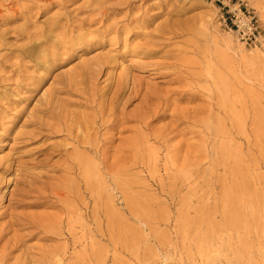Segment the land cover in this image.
Wrapping results in <instances>:
<instances>
[{"label":"rangeland","instance_id":"374dc122","mask_svg":"<svg viewBox=\"0 0 264 264\" xmlns=\"http://www.w3.org/2000/svg\"><path fill=\"white\" fill-rule=\"evenodd\" d=\"M239 5L254 12L264 37L247 0H0V264H264V40L242 43L223 25ZM258 5L264 13V0ZM49 22H57L51 33ZM44 40L68 49L47 73L19 53ZM95 58L105 60L91 77L104 93L97 102L107 104L122 81L118 109L131 119L139 99H125L134 82L172 102L154 129L173 108L210 119L208 127L177 124L157 142L147 135L123 160L116 181L125 191L100 173L94 216L85 194L41 195L72 177L59 155L70 141L54 130L52 112H91L84 94L59 90L58 81ZM118 129L109 130L108 155L133 136ZM235 180L243 200L231 202L224 193ZM230 208L240 222L228 223Z\"/></svg>","mask_w":264,"mask_h":264},{"label":"bare ground","instance_id":"6f19581e","mask_svg":"<svg viewBox=\"0 0 264 264\" xmlns=\"http://www.w3.org/2000/svg\"><path fill=\"white\" fill-rule=\"evenodd\" d=\"M247 3L251 8L256 9L259 18L264 21V13L259 8L258 0H247ZM56 27L57 22H49L46 32L51 33ZM263 40L264 37L262 35L260 41L263 42ZM53 46L51 47L50 44H47V40L39 41L28 48L19 50V53L33 63L32 67L43 69L44 73H47L57 61L59 63L60 61L64 62L63 55L68 51L67 46L63 42L54 43ZM61 48H64V50L59 52ZM97 60L99 59L95 58L92 61H87L82 64L77 72H74V76H71L70 73H65L61 75L63 77H60L58 81L59 90L65 89L66 92L75 90L84 94L87 103L91 107V112L86 113L84 110L66 111L64 114L52 112L58 127L54 130L56 132L65 131L66 138L70 141L60 148L59 155L64 156L63 170L66 174H72V177H64L60 182L61 184L48 188L47 193H42L41 195L43 197L42 201L47 202L50 197L57 200L68 197L82 199L81 195L85 194L93 201L94 216L100 211V173L116 181L117 178L125 173L126 166L123 160L130 157L133 158L141 152L142 144L147 135L157 142L163 136L173 133L177 124L188 123L195 125L202 123L208 127L207 119H210V115L207 116V119L198 117L199 109H195L192 106H186L183 109L173 108L170 113V121L154 129L151 123L165 116V111L172 102L170 103L168 98H159L153 92H142L134 82L130 88L129 95L125 99V102L139 99L138 108L131 119L130 114H127L124 108L118 109V101L127 89V86L122 81L115 84L114 91L107 104L97 102L98 99L103 97L104 93H99V91L92 89L91 77L99 72L101 67L99 65L105 61L94 63ZM31 79L34 80L35 78ZM36 79L42 81L43 77L38 76ZM225 88L227 89L228 87ZM45 94L43 93V96ZM152 99H156L158 102L153 104L150 102ZM221 102L225 103L224 98H221ZM129 122L134 124L130 125L128 124ZM118 127L120 128L117 131L118 133L127 130L133 133V136L119 140L114 151L108 155L105 143L111 140L109 130ZM215 130L219 129L216 127ZM162 132L166 133L162 134ZM179 133L182 134L181 132ZM67 145L72 146L71 150H68ZM91 154L92 156H90ZM188 154V151H186L183 158H187ZM97 158H100L99 162H95ZM109 158L111 159L110 162ZM114 184H116V189H122L123 187L125 191L123 182L116 181ZM243 187L244 184L241 181H233L230 190L224 193L225 199L231 202L243 200L239 195V191L242 192ZM119 193L121 194L120 190ZM36 204L39 203L37 202ZM226 213L228 223L235 224L241 221L240 214L236 213L232 208L228 209ZM104 215L107 218L109 228H112L115 225L112 211L107 209L104 211Z\"/></svg>","mask_w":264,"mask_h":264},{"label":"built area","instance_id":"2783aa9c","mask_svg":"<svg viewBox=\"0 0 264 264\" xmlns=\"http://www.w3.org/2000/svg\"><path fill=\"white\" fill-rule=\"evenodd\" d=\"M239 9L230 16H221L222 21L229 30L235 29L239 40L249 45L259 44L262 38V29L257 23L255 14L246 5L238 6Z\"/></svg>","mask_w":264,"mask_h":264}]
</instances>
